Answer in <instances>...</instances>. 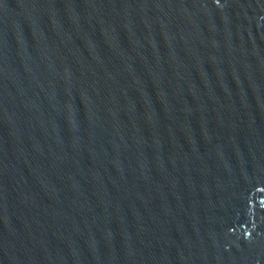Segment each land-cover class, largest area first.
Instances as JSON below:
<instances>
[{
	"label": "water",
	"instance_id": "obj_1",
	"mask_svg": "<svg viewBox=\"0 0 264 264\" xmlns=\"http://www.w3.org/2000/svg\"><path fill=\"white\" fill-rule=\"evenodd\" d=\"M261 218L264 0H0V264H264Z\"/></svg>",
	"mask_w": 264,
	"mask_h": 264
},
{
	"label": "rangeland",
	"instance_id": "obj_2",
	"mask_svg": "<svg viewBox=\"0 0 264 264\" xmlns=\"http://www.w3.org/2000/svg\"><path fill=\"white\" fill-rule=\"evenodd\" d=\"M261 221H264V219H263V218H261ZM261 224H262V222H261ZM263 226H264V224H263Z\"/></svg>",
	"mask_w": 264,
	"mask_h": 264
}]
</instances>
